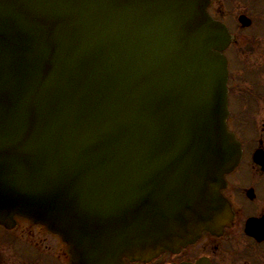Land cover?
Wrapping results in <instances>:
<instances>
[{
    "label": "water",
    "instance_id": "water-1",
    "mask_svg": "<svg viewBox=\"0 0 264 264\" xmlns=\"http://www.w3.org/2000/svg\"><path fill=\"white\" fill-rule=\"evenodd\" d=\"M206 0H0V223H46L74 264L222 227L241 148Z\"/></svg>",
    "mask_w": 264,
    "mask_h": 264
},
{
    "label": "flooded vegetation",
    "instance_id": "flooded-vegetation-1",
    "mask_svg": "<svg viewBox=\"0 0 264 264\" xmlns=\"http://www.w3.org/2000/svg\"><path fill=\"white\" fill-rule=\"evenodd\" d=\"M208 13L231 37L228 62L229 128L243 156L226 175L223 194L231 206L227 224L203 231L178 251L124 264H264V0H209ZM0 264H72L69 245L47 225L15 216L0 224ZM122 264V263H120Z\"/></svg>",
    "mask_w": 264,
    "mask_h": 264
}]
</instances>
